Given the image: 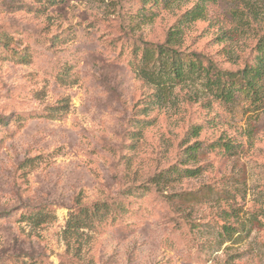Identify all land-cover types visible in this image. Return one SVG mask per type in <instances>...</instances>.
<instances>
[{
    "label": "rangeland",
    "instance_id": "obj_1",
    "mask_svg": "<svg viewBox=\"0 0 264 264\" xmlns=\"http://www.w3.org/2000/svg\"><path fill=\"white\" fill-rule=\"evenodd\" d=\"M120 3L0 0V264H264V73L257 99L215 97L198 76L159 89L121 31L139 1ZM195 3L180 49L233 71L252 61L264 0L167 2L130 35L162 43ZM162 59L146 68L164 76ZM219 137L233 148L210 152ZM102 200L126 212L70 233ZM228 217L239 228L224 234Z\"/></svg>",
    "mask_w": 264,
    "mask_h": 264
},
{
    "label": "trees",
    "instance_id": "obj_2",
    "mask_svg": "<svg viewBox=\"0 0 264 264\" xmlns=\"http://www.w3.org/2000/svg\"><path fill=\"white\" fill-rule=\"evenodd\" d=\"M51 2L52 0H45ZM121 0H119V5L122 7ZM139 8L137 12L130 13L129 17L122 18L123 23L121 31L125 33V36L131 38V58L130 62L133 67L143 74L144 77L148 78L152 82H156L159 89H164L162 82H168L171 84H180V82L188 78H196L195 76L202 77L205 80V85L209 92L215 97H223L232 99L235 94H241L249 98H258L257 95V82L264 73V35L263 33H258L256 42L252 45V61L244 62L242 68L237 70H229L223 68L219 62L211 57H206L200 52L190 51L184 52L180 49V40L182 39L184 24L194 23L203 18L205 14V6L202 3H195L191 8L182 12L177 18L176 24L171 26L167 33L165 34V39L162 43L153 42L148 39L140 37L138 34L136 36L130 35L132 31V20L144 17V11L151 12L157 9L161 5H166L167 2L171 3L176 0H138ZM145 11V12H146ZM142 12V13H141ZM125 19H130L126 22ZM120 39V38H119ZM11 38L5 33L0 32V46L8 48L11 43ZM12 51L11 56L17 58H25V54L22 51ZM165 55L166 60L162 61V67H164L165 75L162 76L161 73H157L150 68H146L151 62H153L154 55ZM204 56V57H203ZM206 57V58H205ZM152 65V64H151ZM152 71L150 73V71ZM162 91V90H160ZM203 129L202 123H192L186 132L187 139H196L199 137ZM198 141H195L192 145H189L186 150H190V154H194L195 150L198 148ZM206 148L210 152L215 150L229 151L233 148V144L227 140H223L222 137L213 139L205 144ZM191 156V155H190ZM189 169H184L186 172ZM215 191H219L217 187H214ZM105 202L102 200L101 203L95 204L93 207H81L75 211L71 219H69L68 230L71 228L78 227H91L97 222H100L106 216H116L126 212V207L122 202L109 201ZM258 214H261L258 212ZM30 216V215H29ZM32 216V215H31ZM216 222V221H215ZM221 229L224 234L229 233V228L232 226L239 228V225L233 223L227 218V221H223ZM75 231L70 233L74 234ZM79 245L75 248L76 253L79 252ZM34 262V261H32ZM34 264V263H31Z\"/></svg>",
    "mask_w": 264,
    "mask_h": 264
}]
</instances>
